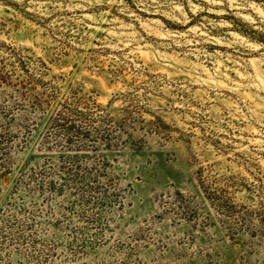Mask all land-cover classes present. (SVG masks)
Instances as JSON below:
<instances>
[{"label":"rangeland","instance_id":"obj_1","mask_svg":"<svg viewBox=\"0 0 264 264\" xmlns=\"http://www.w3.org/2000/svg\"><path fill=\"white\" fill-rule=\"evenodd\" d=\"M0 264H264V0H0Z\"/></svg>","mask_w":264,"mask_h":264}]
</instances>
